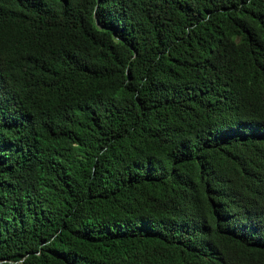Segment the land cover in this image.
Segmentation results:
<instances>
[{
	"label": "trees",
	"instance_id": "obj_1",
	"mask_svg": "<svg viewBox=\"0 0 264 264\" xmlns=\"http://www.w3.org/2000/svg\"><path fill=\"white\" fill-rule=\"evenodd\" d=\"M0 264H264V0H0Z\"/></svg>",
	"mask_w": 264,
	"mask_h": 264
}]
</instances>
